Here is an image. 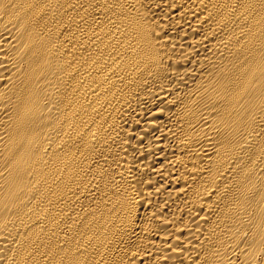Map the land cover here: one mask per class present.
<instances>
[{
    "label": "bare ground",
    "instance_id": "obj_1",
    "mask_svg": "<svg viewBox=\"0 0 264 264\" xmlns=\"http://www.w3.org/2000/svg\"><path fill=\"white\" fill-rule=\"evenodd\" d=\"M0 264H264V0H0Z\"/></svg>",
    "mask_w": 264,
    "mask_h": 264
}]
</instances>
